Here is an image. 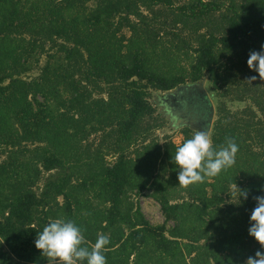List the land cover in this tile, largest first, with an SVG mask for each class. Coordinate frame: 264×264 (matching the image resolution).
<instances>
[{"label":"trees","instance_id":"obj_1","mask_svg":"<svg viewBox=\"0 0 264 264\" xmlns=\"http://www.w3.org/2000/svg\"><path fill=\"white\" fill-rule=\"evenodd\" d=\"M28 1L0 0V264H48L34 240L55 219L80 227L82 246L107 235L106 264H244L264 251L248 232L264 195V81L247 65L264 45V0ZM174 41L185 62L170 61ZM205 76L218 95L213 148L231 137L238 152L183 187L181 144L152 137L165 119L149 97ZM195 132L185 126L184 141ZM146 189L164 222L133 197Z\"/></svg>","mask_w":264,"mask_h":264},{"label":"clouds","instance_id":"obj_2","mask_svg":"<svg viewBox=\"0 0 264 264\" xmlns=\"http://www.w3.org/2000/svg\"><path fill=\"white\" fill-rule=\"evenodd\" d=\"M248 57V68L258 73L259 79L264 81V45H261L260 51H250ZM256 80L257 76H251L245 81L253 83ZM237 152L238 145L234 138L226 137L225 144L216 150L209 134L197 130L176 149L175 155H172V163L179 169L178 185L187 187L204 182L205 177L219 175L222 170L234 165ZM237 189L239 198L246 200L248 191L238 187ZM253 199L256 206L251 211L248 232L264 249V195L254 196ZM84 243L81 228L73 221L63 219L50 221L42 231L37 232L34 240L35 247L47 257L48 264H77L85 259L87 264H106L102 250L110 243L107 235L98 234L91 248L82 246ZM244 264H264V251H256L254 256L247 257Z\"/></svg>","mask_w":264,"mask_h":264},{"label":"rangeland","instance_id":"obj_3","mask_svg":"<svg viewBox=\"0 0 264 264\" xmlns=\"http://www.w3.org/2000/svg\"><path fill=\"white\" fill-rule=\"evenodd\" d=\"M33 1L34 0H31V2H33ZM80 1H82V0H80ZM179 1H183V0H179ZM31 2L28 1L27 3L30 5ZM87 4L89 6H92L93 1L89 0V1H87ZM87 9H89V8H87ZM143 9L145 10L144 7H143ZM86 12H88V10H86ZM118 33L119 34H121V33L126 34L127 37L128 36L131 37V35H132L131 29L127 26L123 27ZM129 40H128V38L122 40V44L129 43L130 42ZM174 42H176V41H174ZM48 44L49 43H47V45ZM181 44H183V43L181 42ZM173 46H175V44ZM123 48H124V50H127L126 47H123ZM175 48L178 49L179 55H177L176 52L175 53L170 52V55H171L170 61L176 60L175 64L185 62L186 61V55H183L182 50L179 49L178 43H177ZM46 58H47V55L45 53L42 54L40 56V60H39L40 64H44L46 61ZM38 72H39V68H34L32 71L25 73V77L30 78L31 76L38 74ZM201 81L202 80H200L199 82H201ZM203 81H204L206 89L208 90L209 95L211 96V98L213 100V103L216 105V102L218 100V95H217L215 88L210 83L207 76H205V78H203ZM174 90H175V87L172 89H169V90L153 89L152 94L149 97L151 102L153 103V105L156 107L155 115H158V116L165 119V122L163 123V125L156 127L151 133L152 137L155 138L156 140H158L162 144L166 141H173L177 144H182L184 141V137H185V135H184L185 126H190L195 131L199 130V128L196 125L184 121L183 119L180 118L179 115H177L176 113L173 112L175 107L169 102L171 99L168 97V94L174 92ZM39 97L42 99V96H39ZM245 103L246 102H243V101H228V104L230 105V107H233V108L241 107ZM215 116H216V111H215ZM215 116H214V118H215ZM209 135H210V133H209ZM100 136H101L100 133L96 134V137H100ZM4 157H5V153H0V159H3ZM114 157L115 156L113 155V153H110L106 156L108 161L114 160ZM156 171H159L158 168H156ZM40 184H42V183H40ZM180 191L181 190L179 189L178 192H180ZM151 192H152L151 189H146L143 193H140V194L136 193L133 197L136 198L141 203V207H142L143 212L145 213L146 217L152 223L159 224V223H162L165 221V215L161 209L160 203L158 202L157 199H155L151 195ZM182 193H184V190H182ZM232 199H236V198L232 197ZM228 200H230V199H228ZM169 224H173V222L169 221Z\"/></svg>","mask_w":264,"mask_h":264},{"label":"water","instance_id":"obj_4","mask_svg":"<svg viewBox=\"0 0 264 264\" xmlns=\"http://www.w3.org/2000/svg\"><path fill=\"white\" fill-rule=\"evenodd\" d=\"M169 102L175 107L173 112L186 122L196 125L199 130L208 134L215 116V104L204 81L186 82L175 87L169 93Z\"/></svg>","mask_w":264,"mask_h":264}]
</instances>
